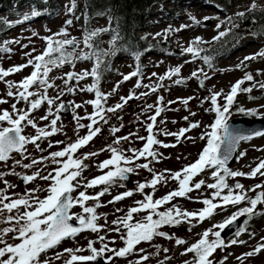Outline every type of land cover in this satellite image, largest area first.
<instances>
[{
    "label": "snow or ice",
    "instance_id": "1",
    "mask_svg": "<svg viewBox=\"0 0 264 264\" xmlns=\"http://www.w3.org/2000/svg\"><path fill=\"white\" fill-rule=\"evenodd\" d=\"M43 2L46 3V0H43ZM257 7L258 5H256L255 0H253L248 11H254ZM74 9L75 0H73L72 6L69 7L67 11L68 13H73ZM47 11V9H38L34 7L30 15L25 14L22 19L17 20L15 23H23L30 19L37 18L45 14ZM245 15V12H238L236 14L237 17H244ZM190 19L199 23V21H196L195 17H190ZM204 19L207 20L209 18L205 17ZM4 23L8 27L14 26L12 22L4 21ZM71 23L72 21L68 20L66 21L65 28H62L60 32L53 33L51 36L41 37V39L46 42L45 49L41 54L35 56H33V53L36 51L35 48H33L31 52H25L24 55L29 57L26 64L13 66L7 70L0 68V81H4L7 84L8 97H12L16 101L11 104V112L7 109L0 112V161H8L13 152H17L24 159H28L25 155V146L29 143L34 144L38 150L44 151V149L40 147L38 141L60 131V128L57 127V122L60 120L59 114L66 109L71 108L73 112V118L77 121V132L82 128H87L88 130L87 135L78 137L75 142L66 145L60 151L49 153V156L47 157H41L39 160L33 159L29 164L21 165L19 160L15 162L17 165H21L25 169H30L34 165L51 160L52 164L58 165V167L54 168L51 172H48L47 175L42 174L41 170L34 172L32 175H23L21 173H16L15 171H12L11 173L0 172V180H3L4 176L12 174L19 176L25 184H28L37 178L50 182L46 189L47 195L43 199L36 195L37 192L43 191V189L39 188L26 191L25 194L18 199H11L5 193L7 189L13 188L15 185L9 184L6 180L4 181L5 188L0 189V217H3L5 210L9 215L0 219V223H9L12 224V226L0 229V245H3V247H0V264H51L52 258H47L42 261L41 254H46L50 249L57 247L65 239L74 240L78 234L83 231L90 230L93 233L104 231L105 226L97 223L100 216L97 214L96 209L101 207L100 197L105 195L114 184L119 183L120 186L123 187L124 182L129 179V175L141 168L151 172L152 179L150 181L138 183L136 191L144 193L146 188H150L152 189V192L145 194L142 201H136L137 207L130 208L124 216L117 217V219L113 220L111 223L116 225L115 228L107 229V231H116L118 233L121 231V227L126 229V235L121 236V240L124 242L125 247L119 250L111 248L108 246V243L105 242L106 235H99L98 240L101 244L99 249L94 247V244L97 241H88L87 250L90 251V255H77V253L85 250L83 248H68L64 249L63 253H56L54 259L59 260L64 253H68L69 258L64 261V264L95 262L101 258H104V264H112L114 257H125L126 255L131 254L134 251L135 246L141 241H151L157 236L169 240L174 239V237L168 233L159 231V229L165 225L177 226L182 223H187L190 225L188 230L191 231L192 227L203 223L206 219H210L219 213L227 212L229 206L235 208L242 203H247L250 206L238 208L221 222L213 224L211 228L206 229L202 233L201 238L196 243L186 248L182 255H186L187 253L194 254V259L192 261H185V264H216L212 257L217 249L223 250L233 245L245 244L246 242L240 240L239 237L247 231V226L253 216L264 214L256 211L258 204H264V191L257 192L254 197H250L248 192H256L257 189H264V183L256 184L246 191L244 185L241 183L236 182L234 185H229L226 181L227 178H256L258 174L259 176H264V171H262L264 170V160H261L250 173L232 170L229 167V162L233 160L234 153H237L242 142H248L254 137H264V130L244 132L232 127L230 125V118L233 115V106L238 104L237 96L240 93H251L256 87L264 89V83H254L250 87L242 88L241 85L246 81H253V76L250 73H246L242 79L238 80L231 86L230 91L227 94H225L223 90L214 92L209 89L210 96L205 97L201 103L206 101L210 102L211 108L205 109V111L213 112L215 114V119L210 125L205 126L206 128H210V131H204L200 135V139L206 140V144L203 147L202 152L199 154V158L194 163L186 165L178 172H171L169 176L165 175L169 170L155 172L149 167L152 161L159 162V157L162 155L154 150V145H159L164 148L176 146L175 144L169 145L163 143L161 140L157 139V136H175L177 143H179L181 137L191 140L192 137H186L185 133L201 127V125L199 122H191L187 128L180 129L177 133L169 132L166 128H159L158 131H154V128L158 127L157 117L161 116V113L164 111L173 110L170 107L161 106L163 97H158L155 105L146 104L143 109L145 113L151 112L152 109H155L154 114L148 115V121L150 122L146 124V131L148 132L147 137H136L138 140L146 141L144 146L141 149L129 148L127 151L132 153V155L128 156L119 148L113 147V145H108L106 150L111 153V157L97 165L99 170L103 171L104 169H108V171L104 172L103 175L97 176L82 184L81 180L83 177H81V173L88 167L84 161L91 157L98 156L99 153H84L81 157H77L75 154L80 148L86 146L94 139V137L101 133V128L96 125L101 121H103L104 124H108L106 114L115 113L117 110L122 109L129 100L140 99L141 97L155 93L159 88L163 87L162 82L165 79L171 80L173 76H176L178 78L173 82L179 85L184 83V78L180 77L183 65L170 68L163 76H158L157 73H152L151 75L156 77L161 83L153 85L141 84V81L138 80L136 87H144L145 89H148V91L140 93L139 96L135 93H130L127 97H120L121 102L113 107H105L108 95H111V93H102L98 87L102 75L100 68L104 63L103 57L107 55H115L117 51V43L121 39L119 27L117 25L115 30L109 28L86 32L83 38V43L84 48L87 49V51L81 49L77 52L79 42L76 38L58 39V37L68 36L67 26L71 25ZM224 23L225 21H222L220 24H217V30H219ZM227 23L230 27L225 28L224 31H218V34L212 38V41H204L202 38L196 37L188 42L187 47L181 45V55L190 54L192 58L191 60H186L184 63H191L199 59L210 69L215 70L213 67L214 58L205 54L207 50L201 45L214 43L228 36L232 32V28L236 25L232 18H228ZM186 27H189V25H181L176 29L169 27L165 30V39H167V33L179 32ZM103 31L113 32L112 39L109 41L110 52L102 51L95 42V38ZM32 35L37 36L38 33L33 32ZM160 35V33L155 34L157 37ZM19 43V40L4 41V46H0V52L10 54L12 49L8 48L7 45ZM21 47L27 48L28 45L24 44ZM132 55L138 62L142 52L132 51ZM257 56L264 57V51L253 56L245 57L244 59L245 61L254 60ZM93 59L94 66L90 72H69L66 73L63 78L66 91L72 94H75L77 87L71 86V81L75 80L76 85L78 86L80 81L85 78L89 76L92 78V84L84 88H79V91L95 93V99L85 102L86 104H91L93 106V111L91 114H86L81 117L75 113L77 109L83 107L82 104L74 102H69L68 104L62 102L59 104L55 103L65 94L64 90L59 91L56 97H49L47 95L48 89L56 87L54 80L50 81L48 77L53 68H59L65 64H71L74 67L76 60ZM243 64L244 62L242 61L241 64L237 65V68H240ZM28 66L33 68L32 73L19 83L5 80L10 74L19 72ZM257 74H260L259 71ZM140 75V66L139 63H137L136 71L125 75L123 81H127L131 77ZM191 77L196 78L201 87L204 86L205 80L211 78L206 72H204L203 68L194 70L191 73ZM60 78L61 77H57V79ZM33 85H38L43 91H29ZM118 87L119 84H117L112 91L116 92ZM13 88H16L15 92L12 90ZM30 97L36 98L30 99ZM220 98H223V104L219 103ZM191 99H193V97L183 99L181 102L187 105L188 101ZM249 99H254V97L249 96ZM21 101H24L28 105L26 110L17 107V104ZM44 102H47L48 110L46 114L39 119L44 121L49 120V117L54 118H52L50 123L45 127H38L37 123L30 117ZM4 103H8V101L0 98V104ZM172 103H174V101L168 102L169 105ZM54 104L55 111H53ZM261 108H264V105H260L257 109H246L243 106H239L235 108V111L246 116H258L264 118V112L260 111ZM191 115H195V113H191ZM183 119L188 120V117L185 116ZM80 120H88L89 123L81 124L79 123ZM5 123L7 126H4ZM164 123L165 120L163 119L159 121L160 125H163ZM173 123H176V121H173ZM26 126H31L35 129L36 135H23L22 133ZM122 127L123 125L120 127H112L110 131L115 136ZM48 129H50V131ZM132 136H136V133H129L127 136H116L113 144L119 145L121 141H129ZM56 143L60 144L62 142L57 141ZM52 146L53 145L49 143L48 147L51 148ZM101 151H105V149H101ZM244 155H246L245 152H239L238 158H241ZM64 157H67V159H63ZM149 157H151V160L148 159ZM142 158L148 162L136 163V161ZM132 165H134V167ZM206 168L213 169L211 177L215 182L207 184V188L212 189L213 191L210 199L205 198L200 201L204 205L202 209L195 212H189L173 205L166 211H158L161 206L176 197H187L191 199V197L188 196V193L200 190L202 186L205 185L204 180H199L195 183H192V181L194 177L205 171ZM78 177H81V179L78 180ZM168 178L177 181V190L171 191L165 196L154 200L153 195L156 190V185L161 182H166ZM98 185H105V187L95 195L87 194V189L94 188ZM80 187H83L85 190L79 191L78 195L74 196L73 193L77 192ZM225 190H227L226 193ZM132 195V191H126L115 196L112 200L108 201V203L111 204ZM88 201H95L96 203L92 206H87ZM21 206L24 208L23 213L19 212ZM77 206L82 210L80 214L72 212V209ZM14 209L16 210V215H11ZM116 211L119 212L120 209H116ZM141 211H147L148 215L141 221L131 223L133 214ZM154 216L157 218L153 219ZM240 217H247L243 221V226L238 227L235 231V238L226 241L225 238L222 237V233L226 228L231 227ZM73 220H75L76 226L70 223ZM9 233H15V235L12 236V239L19 242L14 244L8 243L5 237H7ZM249 235L251 237L255 234L250 232ZM210 236L212 239H209ZM262 240H264V238H262ZM175 243L176 245H183L186 241L175 238ZM261 250H264V243L258 244L252 251L237 257V260L240 261V264H244V260L247 257L259 254ZM159 251V246H157V252ZM163 251L167 253L168 249L165 248ZM140 252H143V249H140ZM106 253H111L112 255L105 256ZM148 258L149 257L146 255L141 256L140 259L136 261V264H142V261H145ZM227 258V255H225L224 258L219 261V264H225ZM161 264H164V262L161 261Z\"/></svg>",
    "mask_w": 264,
    "mask_h": 264
},
{
    "label": "rangeland",
    "instance_id": "2",
    "mask_svg": "<svg viewBox=\"0 0 264 264\" xmlns=\"http://www.w3.org/2000/svg\"><path fill=\"white\" fill-rule=\"evenodd\" d=\"M52 3L56 4L58 10L55 12H49V10L37 17L30 19L26 22L19 23L13 29H10L5 35L4 40L0 43V46H4V41L9 40H19V44H9L8 48L12 49L11 53H0V68L7 70L13 66L23 65L27 63L29 57L24 55L25 52H31L33 48L36 51L33 53V56L39 55L43 52L46 47V42L41 39V37L51 36L53 33L60 32L62 28H65L66 21L71 20V25L67 26V37H58V39L64 38H76L79 42V47L77 52L81 49L87 50L84 48L83 35H82V17L77 13H68L67 9L72 6L73 0H50ZM79 0H75V4H78ZM253 0H230V9L231 13L235 14L238 12H243L252 4ZM257 8L264 7V0H255ZM182 8V7H181ZM19 13H22L24 10L20 9ZM185 12L182 15H177L173 17L171 14H166L160 9L154 10L151 13L150 17L151 26L144 32L145 37L151 42H155V46L150 47V51L145 52L140 60L137 62L133 56L126 55L123 53H118L112 59V70L107 75L103 76L100 79L98 85L100 91L105 94L111 93L108 95L105 107H113L117 103H120V97H127L130 93H135L139 96L140 93L148 91L144 87H136L137 81L140 80L141 84H157L161 83L157 80L156 77H153L152 73H157L158 76H163L170 68H175L178 65H183L180 73V77L184 78V83L175 84V81L178 77L173 76L171 80L165 79L163 87L159 88L155 93H151L148 96L141 97L140 99L129 100L122 109L117 110L115 113H107L108 124H104L101 121L97 127L101 128V133L98 134L92 141H90L86 146L80 148L75 154L77 157H81L84 153L98 152L99 155L91 157L88 160H85L84 163L88 165L86 169L81 173V183H86L88 180H91L97 176L103 175L104 172L99 170L97 165L111 157V153L107 151L108 145H113V147L119 148L125 153V155L131 156L132 153L128 152L129 148L141 149L146 141L138 140L137 136L147 137L148 132L146 131V124L148 121V115L154 114L155 109H152L151 112L145 113L143 111L146 104L155 105L158 97H163L161 101V106L170 107L171 111H164L161 113V116L157 117V128H154V131H158L159 128H166L167 131L172 133L179 132L180 129L187 128L191 122H199L201 127L192 129L190 132L185 133L186 137H192V139H185L181 137L179 143L176 141L175 136H163L158 135L157 139L161 140L165 144L173 145L175 147H160L159 145H154L153 148L158 153L162 154L159 157V162L152 161L149 165L150 168L155 172H164L166 176H169L171 172H178L183 169L186 165L194 163L198 158L199 154L202 152L203 147L206 144V140H201L200 135L204 131H210V128L205 126L210 125L215 119V114L213 112L205 111V109L211 108L210 102L201 103L205 97L210 96L209 89L214 92L223 90L225 94L230 91L232 85H234L238 80L242 79L246 73H250L253 76V81L245 82L241 85L242 88L250 87L254 83H264V57L257 56L255 61L247 60L245 57L253 56L259 52L264 51V38H244L241 42L233 43L231 46H228V55L225 58H218L215 60L214 69H208L203 61L197 59L191 63H184L186 60H191V55H181V45L187 47L188 42L193 40L196 37L202 38L204 41H212V38L218 34V31H222L223 27L221 26L217 30V24L221 23V17L224 15L223 12L216 11L210 6H206L199 0H192L187 7H185ZM30 15V14H29ZM17 15L16 17H19ZM13 14L8 15V19L12 21L13 24ZM190 17H195L196 23L190 19ZM208 17L209 19L205 20L204 18ZM20 19L21 16H20ZM105 23H100L98 25L99 29L102 28ZM181 25H189V27L184 28L179 32L167 33V39H165L166 29L171 27L172 29L179 28ZM38 33L37 36H33L32 33ZM156 33H160V36H155ZM155 37V38H154ZM103 51L106 52L104 39L101 38ZM27 44V48L21 47L22 45ZM211 43L203 44V46H208ZM244 64L237 68V65ZM137 63L140 66V76H134L123 81V77L136 71ZM93 68L92 60H83L75 62L73 67L71 64H65L62 67L54 68L50 73L48 79L50 81L54 80L56 87L48 89L47 95L49 97H56L58 92L61 90L65 91V94L60 97L55 103H69L74 102L82 104L83 107L76 110V115L85 116L86 114H91L93 111V106L91 104H86V101H91L95 99L94 92H81L79 88H84L92 84L91 76L80 81L79 85H76V81L73 80L70 82L71 86H76L77 91L75 94L68 93L65 89L64 80L66 73L75 72L81 73L83 71H91ZM203 68L211 78L205 80L204 86L201 87L196 78L191 77V73L198 69ZM33 71L31 66L23 68L21 71L10 74L5 78L7 81H12L19 83L25 77H28ZM259 71V75L257 72ZM57 77H61L57 79ZM123 81V82H121ZM119 84V87L116 92H113ZM14 92L16 88L12 89ZM29 91L42 92L43 90L39 88L38 85H33ZM8 86L4 81H0V98L5 99L8 103L0 104V112L7 109L11 112V104L15 103V99L8 97ZM255 99L253 101H248V99L241 94L237 96L238 104L233 106V110L236 107L243 106L246 109H257L260 105H264V100L260 96L264 95L259 87L253 89L251 93ZM188 97H193V99L188 101V104L185 105L181 101ZM36 97H30V99H35ZM169 101H174L171 105L168 104ZM223 98H220L219 103L223 104ZM18 108L27 109L28 105L21 101L17 104ZM68 114H59L60 120L57 122V127L60 128V131L51 135L41 141H38L40 147L44 151L38 150L34 144L29 143L26 145L25 155L28 159H24L19 153L13 152L10 156V159L6 162L0 161V172L11 173L15 171L16 173H21L23 175H32L34 172L41 170L42 174L47 175L48 172H51L58 165L52 164L51 160L44 161L41 164L34 165L30 169H25L21 165L29 164L33 159L39 160L41 157L49 156V153L62 150L66 145L75 142L78 137H83L87 135V128L79 129L77 132V121L73 118V112L71 108ZM48 110L47 102H44L37 110H35L31 119H33L38 127H45L50 123V120L54 117H49V120L41 121L39 118L44 116ZM232 110V111H233ZM53 111H55V104L53 106ZM261 112H264V108L260 109ZM195 113V115H191ZM235 117L241 116L239 113L234 114ZM185 116L188 117V120L183 119ZM253 118H260L254 116ZM163 119L165 123L163 125L159 124V121ZM232 119V118H231ZM264 120V118H261ZM176 121V123H173ZM81 124H88V120H80ZM123 125L121 130L115 134L111 133L110 129L112 127H120ZM4 126H7L6 123ZM62 126V127H61ZM50 131V129H48ZM129 133H136V136H132L129 141H121L119 145H114L113 141L116 136H127ZM25 136H34L36 135L35 129L31 126H26L22 133ZM57 141L62 143L57 144ZM49 143L53 146L48 147ZM105 149V151H101ZM259 149V150H258ZM239 152H245L241 158L239 157ZM63 159H67L64 157ZM151 160V157L148 158ZM19 160L21 165H17L15 162ZM264 160V137H259L248 142H243L240 144L237 152V157L235 162L230 166L234 171H242L245 173H250L257 164ZM145 159H140L136 163H147ZM134 167V165H132ZM213 169L206 168L205 171L201 172L199 175L194 177L192 183H195L199 180H204L205 185L202 186L201 190H195L191 193H188L187 197H176L169 203L171 208L173 205L178 206L182 210H187L189 212H195L202 207L200 202V196L203 198L209 188L207 184L213 183V178L211 177ZM264 171V170H262ZM81 177L77 179L80 180ZM131 181L124 182V186L121 187L119 183L114 184L109 191L100 197L101 207L96 209L97 214L100 216V219L97 221L99 225H104L105 230L99 233H93L90 230H86L78 234V236L73 239L63 240L57 247L49 250L46 254H41V260L47 258H52L51 264H64V261L69 258L68 253H64L59 260L54 259L56 253H63L64 249H75L83 248V252L77 253V255L87 256L90 255V251L87 250V244L89 240L97 241L94 244V247L99 249L101 244L98 240L99 235H106V241L108 246L119 250L125 247L124 242L121 240L122 235H126V229L121 227V231L118 233L116 231H107L108 228H115L116 225H113L111 222L117 217L124 216L127 211L132 207H137L136 201H142L144 195L151 193L152 189L146 188L144 193L136 191L138 183L150 181L152 179V173L146 169H137L134 173L130 174ZM20 177L17 175L8 174L3 177V180H0V189L5 188L4 181L6 180L9 184L15 185L13 188H9L6 191L11 199H18L20 196L24 195L26 191L39 188L43 191L36 193L41 199L47 195V187L49 181H44L39 178L34 181L21 186L18 184ZM229 183L233 185L236 182L244 185V189L247 191L252 186L264 182V176L257 175L256 178H246V177H236L227 178ZM105 185H98L94 188L87 189V194L95 195L97 192L101 191ZM178 183L171 178H168L166 182H161L156 185V190L153 195V199H159L171 191L177 190ZM83 187H80L77 192L73 193L74 196L78 195L79 191H84ZM132 191L133 195L126 197L120 201L114 203H108L115 196L120 195L123 192ZM251 192V191H249ZM248 192V194H250ZM207 197V193L205 198ZM203 200V199H202ZM9 202V201H5ZM96 202L88 201L87 206H92ZM163 206H161L158 211H163ZM246 207L245 205L240 204L235 208L230 207L227 212L219 213L214 215L210 219H206L203 223L197 224L195 227L191 228L189 231L190 225L187 223H182L177 225V227L163 226L159 231H163L173 236L174 239H166L163 237H154L151 241H141L138 245L135 246L134 251L126 255L125 257H114L112 264H136V261L140 259L141 256H148L149 258L145 261H142V264H161V261L164 264H185V261H190L193 258V253H187L182 255L185 252V249L190 247L192 244L196 243L201 237L202 233L212 227L213 224L221 222L227 216H230L232 212L236 211L238 208ZM116 209H120L119 212ZM31 210V209H29ZM258 210H264V204H259ZM24 208L21 206L19 212L23 213ZM81 208L79 206L74 207L72 212L76 214L81 213ZM9 213L5 210L3 217L8 216ZM11 215H16V210L14 209ZM148 215L147 211H141L133 214L131 223H136L141 221L145 216ZM3 217H0L2 219ZM157 217H153L156 219ZM107 221V223H106ZM195 223V222H193ZM12 224L9 223H0V229L5 227H11ZM181 227L183 230L177 232ZM218 230V229H215ZM254 233V236L249 235V233ZM15 233H9L5 237L6 241L10 244L18 243L19 241L13 240L12 236ZM175 238L183 239L186 241L183 245H176ZM235 238L234 234L226 236L225 240L230 241ZM264 214L262 218L258 221H250L247 226V231L243 233L239 239L245 241L243 245H233L231 247L225 248L218 251L216 264H219V261L227 255V260L225 264H240V261L237 260V257H240L242 254L252 251L258 244L264 243ZM209 239H212L210 236ZM157 246H159L160 251L157 252ZM3 247V245H0ZM168 249L167 253L163 249ZM140 249H143V252H140ZM112 255L111 253H106L105 256ZM6 258V257H5ZM212 259V258H210ZM104 261V258H102ZM76 264H93L92 262H76ZM244 264H264V250H261L259 254H256L251 257H247L244 260Z\"/></svg>",
    "mask_w": 264,
    "mask_h": 264
},
{
    "label": "trees",
    "instance_id": "3",
    "mask_svg": "<svg viewBox=\"0 0 264 264\" xmlns=\"http://www.w3.org/2000/svg\"><path fill=\"white\" fill-rule=\"evenodd\" d=\"M192 0H79L78 4H75L74 12H77L82 17V35L86 32H91L93 30L99 29L98 25L100 23H105V25L100 29H113L119 27V34L121 39L117 43V51L115 55L118 53H123L126 55H132V51H141L142 55L145 52L150 51V47L155 46V42H151L145 37L144 32L151 26L150 17L151 13L156 9H160L166 14H171L173 17H177V15H182L185 12V7ZM206 6L212 7L216 11L223 12V16L221 17V22L225 21L222 24L223 30L225 28L230 27L227 23L228 18H232L235 27L232 28V32L222 38L220 41H216L211 43L210 45H206L204 47L208 54L212 56L213 66L215 60L218 58H225L228 55V46H231L233 43L241 42L244 38H264V7L256 8L254 11H248L247 8L245 11L246 15L244 17H237L236 14L231 13L230 0H199ZM38 9H47L49 12H55L58 10L56 4L52 3L50 0H46V3L43 0H0V43L4 40V35L8 32L12 27H8L4 21L12 22L7 17L9 14H13V21L19 20L20 17H16L17 15H21V18L25 14H30L33 8ZM182 7V8H181ZM20 9L24 10L22 13H19ZM255 18V19H253ZM113 32L112 31H103L99 36L95 38V42L97 43L99 49L103 51L101 38L104 39L106 52H110V43L109 41L112 39ZM87 51V50H86ZM115 55H107L103 57L104 63L101 65V78L112 70V59ZM141 55V56H142ZM254 60H250L255 61ZM76 60L75 62H77ZM83 61V60H79ZM94 66V59L92 60ZM206 65V64H205ZM206 67H208L206 65ZM54 69V68H53ZM208 69H210L208 67ZM264 91V89H261ZM243 94L248 101H253L254 99H249V96L253 97L248 93H240L238 96ZM261 99L264 100V95L260 96ZM238 100V99H237ZM236 111L233 110V115L231 118L235 117ZM242 117L253 118L254 116H246L240 114ZM230 118V119H231ZM215 182V180L213 179ZM213 182V183H214ZM229 185H233L226 181ZM264 183V182H262ZM259 183V184H262ZM201 190V189H200ZM212 189H209L206 198H211ZM227 190H225L226 193ZM264 191V189H257L256 192H249L250 197H254L257 192ZM206 193L203 196L205 199ZM171 202V201H170ZM164 204L163 211L169 209V203ZM243 205L250 206L247 203H243ZM204 205L202 204V209ZM231 206H229L230 208ZM259 204L257 205L256 211L258 213H264V210H258ZM199 209V210H200ZM263 214L255 215L250 221H258L262 218ZM247 217H243V221ZM168 228L170 226L165 225ZM243 226V222H242ZM177 227V226H173ZM183 229L179 227L177 232L182 231ZM201 238V237H200ZM199 238V239H200ZM198 239V240H199ZM218 251L213 254L214 260H217ZM193 258L190 260L192 261Z\"/></svg>",
    "mask_w": 264,
    "mask_h": 264
},
{
    "label": "water",
    "instance_id": "4",
    "mask_svg": "<svg viewBox=\"0 0 264 264\" xmlns=\"http://www.w3.org/2000/svg\"><path fill=\"white\" fill-rule=\"evenodd\" d=\"M68 104V103H64ZM70 109H66L61 112V114H68ZM230 125L236 129L242 130L244 132H254L256 130H264V120L261 118H254V119H249L245 117H236L233 119H230ZM259 137H254L253 139H256ZM252 139V140H253ZM243 143V142H242ZM238 152V151H237ZM237 157V153H234V158L229 162V167L235 162ZM131 177L129 175V179L125 182H130ZM19 184L20 185H25V183L19 179ZM243 222V217H240L231 227L226 228L224 232L222 233V237L226 238V236H230L235 233V231L238 229V227L241 226ZM70 223H72L74 226H76V222L73 220ZM93 264H104V261L99 259L98 261L92 262Z\"/></svg>",
    "mask_w": 264,
    "mask_h": 264
}]
</instances>
